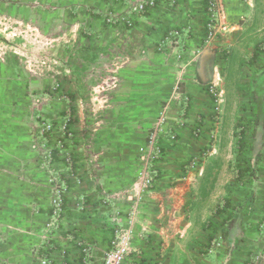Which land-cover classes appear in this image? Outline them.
Masks as SVG:
<instances>
[{
  "label": "rangeland",
  "instance_id": "obj_1",
  "mask_svg": "<svg viewBox=\"0 0 264 264\" xmlns=\"http://www.w3.org/2000/svg\"><path fill=\"white\" fill-rule=\"evenodd\" d=\"M213 1L207 3L201 29L204 41L198 44L189 36V43H195L196 48L187 54L181 49L187 47L183 24L175 23L171 30L159 32L163 34L160 39L147 42L153 44L149 51L142 48L143 41L127 34L142 30L139 23L157 7V0H0V129L8 130L14 140L9 152L0 150V161H39L49 173L57 157L65 163L79 157L93 161L103 148L124 145L137 157L130 161L139 163V151L170 98L178 97L173 100L176 106L183 101L186 108L189 105L191 94L184 80L194 73L186 71L185 62L191 63L199 53L214 51L217 40L231 30L229 22L228 29L222 30L219 22L213 21ZM140 3L145 7L136 11ZM168 7L162 10L163 16L170 14ZM172 8L177 12L181 9L176 5ZM161 22L164 27L169 25L165 18ZM120 24L125 26L122 41L118 36L122 32ZM210 25L216 35L207 44ZM260 35L264 38V31L251 38L259 40ZM129 65L132 67L122 73ZM249 71L252 74L253 70ZM238 74L223 73L221 67L213 66L208 80L198 85L209 100L210 115L195 125L192 138L200 141V149L191 152L189 160L194 167L218 168L217 175L232 176L235 181L247 176L254 192L259 193L264 190V142L255 129V117L262 109L256 102L252 79L243 90L250 92V105L246 108L237 97L234 77L237 79ZM145 86L153 94L152 103L149 92L145 103ZM245 109L249 110L251 128L243 135L241 117ZM225 116L228 122L224 128ZM45 125L51 130L42 134ZM186 125L184 120L182 129ZM23 140L24 146L16 144ZM6 173L0 167V264H16L19 252H25L19 247V239L25 236L31 243L37 237L29 228L33 208L23 198L21 169L10 168L9 179ZM47 181L54 211L52 184ZM56 181L66 192L68 185ZM64 207L65 196L62 211ZM256 210L248 216L252 231L243 240L234 232L238 245L226 244L228 233L219 227L217 238L210 246H203L200 264H263L258 246L259 239L264 240V219L258 223ZM236 215L234 223L243 218L241 211ZM37 249L34 245L24 254L31 260L38 259Z\"/></svg>",
  "mask_w": 264,
  "mask_h": 264
},
{
  "label": "crops",
  "instance_id": "obj_2",
  "mask_svg": "<svg viewBox=\"0 0 264 264\" xmlns=\"http://www.w3.org/2000/svg\"><path fill=\"white\" fill-rule=\"evenodd\" d=\"M208 1L157 0V7L149 10L139 23L142 30L136 29V32L127 34H131L134 40L143 41L141 46L147 51L153 46L147 42L159 38V32L171 30L175 23L183 24L187 47L181 49L188 54L196 48L195 43H189L191 40L198 44L204 41L201 29L207 16ZM224 2L231 30L217 40L214 51L199 53L191 63L185 62L186 71L189 69L190 73L193 72L197 80L193 76L184 80L191 94L187 108L184 101L178 102V106L177 102L171 105L169 131L177 132V140L171 143L167 137L160 139L163 153L155 164L158 176L154 187L142 201L138 200L141 161L131 162L132 157H137L132 156V152L124 145L119 146V149L115 146L112 149L111 146L106 150L103 148L95 163L81 157L72 163H65L57 157L49 173L45 170L47 166H42L39 161L25 158L0 161L1 169L8 172L4 175L7 179L10 178V168L21 169L19 175L25 180L23 198L26 205L33 208V220L29 228L37 238H33L30 243L29 238L23 236L24 239H19V247L27 254L34 245H38L37 253L41 256L31 260L29 255L19 252L16 264H40L43 258L48 259L50 264H103L104 254L117 229L126 227L132 215V252L124 264H200L203 246H210L212 239L217 238L219 227L228 233L226 244L238 245L237 234H241L243 240L244 235L252 231L248 226L252 222L248 218L254 214L252 211L259 210L258 223L263 221L264 203L261 199L264 201V190L255 193L251 179L245 176L241 181H235L232 176L217 175L218 168L208 169L206 165L194 167L189 160L193 156L191 152H199L200 149L197 145L200 141L192 138L195 125L210 115L209 100L198 85L208 80L213 66L221 67L223 73H239L237 79L234 77V85L237 97L241 98L246 108L250 105L251 97L250 92L243 90L250 79L253 80L256 102L262 109L255 117L258 123L255 129L264 142V38L261 35L259 40L251 38L252 34L264 31V0ZM174 5L180 6V12L172 8ZM168 6L171 12L166 17L162 10ZM164 18L169 23L165 27L161 22ZM142 22L147 25L144 27ZM120 27L122 32L118 36L119 41H122L125 26L120 24ZM188 30H191L190 34ZM131 65L122 73L127 72ZM144 88L145 103H148V92L149 103H152V92L147 90V86ZM244 113L245 116L241 117L243 135L248 134L251 128L249 110L245 109L242 111ZM179 119L186 120L185 128L178 129L175 126ZM227 120L225 116L224 128ZM13 141L8 130L0 129L2 152H9ZM16 144L24 146L26 143L23 140ZM53 177L68 185L65 207L60 215L52 211L50 204L51 189L47 180ZM221 185L224 186L222 190ZM251 200H255L253 205ZM238 211H241L245 220L241 218L234 223ZM235 231L237 234H234ZM259 242L262 246H258V250L264 257V240L259 239ZM230 264H235V261Z\"/></svg>",
  "mask_w": 264,
  "mask_h": 264
},
{
  "label": "built area",
  "instance_id": "obj_3",
  "mask_svg": "<svg viewBox=\"0 0 264 264\" xmlns=\"http://www.w3.org/2000/svg\"><path fill=\"white\" fill-rule=\"evenodd\" d=\"M143 2V1H142ZM153 5L154 2H149ZM145 3H140L135 8L136 11L143 10ZM211 10L213 12V21L219 22V29H228L227 21V9L223 0H214L211 4ZM218 27L216 29H218ZM216 35V30L213 26H209V38L207 44H210L214 36ZM178 97H171L170 100L165 104L162 111L160 112L155 125L153 126L150 134L148 135L146 144L140 149V161L141 169L138 175L139 184V201L144 198L146 193H148L153 187L158 176V171L155 168L156 162L162 157V148L160 146V139L162 137H167L168 141L175 143L177 140V132H170L169 127L171 125L170 121V111L173 100ZM223 101L220 99L219 103ZM217 110L220 111L219 106ZM175 126L181 129L184 126V119H179L176 121ZM67 126L65 125L64 130ZM51 130L50 125H45L42 134L47 133ZM98 157H96L92 162L95 163ZM56 178H51L50 182L52 184L53 193V206L56 215H60L63 207V199L65 196V191L59 186ZM134 224L133 215L128 220V225L121 226L117 229L114 238L110 243L109 249L104 254L103 264H124L132 252V227ZM40 264H50L49 261L42 259Z\"/></svg>",
  "mask_w": 264,
  "mask_h": 264
}]
</instances>
